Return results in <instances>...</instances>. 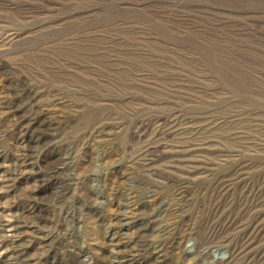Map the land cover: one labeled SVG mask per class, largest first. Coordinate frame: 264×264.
<instances>
[{
  "label": "rangeland",
  "instance_id": "1",
  "mask_svg": "<svg viewBox=\"0 0 264 264\" xmlns=\"http://www.w3.org/2000/svg\"><path fill=\"white\" fill-rule=\"evenodd\" d=\"M0 264H264V0H0Z\"/></svg>",
  "mask_w": 264,
  "mask_h": 264
}]
</instances>
